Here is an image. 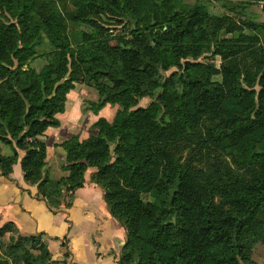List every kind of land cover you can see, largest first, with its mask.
I'll list each match as a JSON object with an SVG mask.
<instances>
[{
	"label": "trees",
	"instance_id": "obj_1",
	"mask_svg": "<svg viewBox=\"0 0 264 264\" xmlns=\"http://www.w3.org/2000/svg\"><path fill=\"white\" fill-rule=\"evenodd\" d=\"M218 1L214 14L192 0H0V167L2 144L24 150L25 180L58 204L42 138L60 125L76 75L97 84V107L118 109L94 122L96 134L61 143L59 181L73 195L96 168L91 179L126 228L122 264H257L264 20L249 7L264 0ZM208 52L221 64L199 59ZM14 230L0 227V264H66L39 235Z\"/></svg>",
	"mask_w": 264,
	"mask_h": 264
},
{
	"label": "crops",
	"instance_id": "obj_2",
	"mask_svg": "<svg viewBox=\"0 0 264 264\" xmlns=\"http://www.w3.org/2000/svg\"><path fill=\"white\" fill-rule=\"evenodd\" d=\"M70 110L67 106L66 112ZM62 118L60 125L47 130L46 165L50 176L47 186L51 192L63 194L60 202L50 203L36 184L25 180L22 167L25 151L18 149L17 155H12V150L2 144L7 154V171L0 167V227L12 223L13 234L39 235L53 259L66 264H122L126 228L112 214L104 189L92 181L94 169L87 170L84 185L76 188L73 195L65 193L58 179L66 172L60 166L64 151L55 145L70 135L68 119L65 115ZM11 233L6 234V240Z\"/></svg>",
	"mask_w": 264,
	"mask_h": 264
},
{
	"label": "rangeland",
	"instance_id": "obj_3",
	"mask_svg": "<svg viewBox=\"0 0 264 264\" xmlns=\"http://www.w3.org/2000/svg\"><path fill=\"white\" fill-rule=\"evenodd\" d=\"M192 2L196 5L199 6L200 8H208L210 11H212L214 14L220 13V11L223 10L221 8L220 3L218 0H192ZM37 1L35 2V4ZM251 10L257 12L258 14V19L259 20H264V6L259 3V2H254L251 4L249 7ZM114 32L118 31V28L113 29ZM200 60L204 61H215L218 65L221 64L222 62V57L218 54L215 57L211 54V52H208L204 55H201ZM36 67H38V64H41L40 60H36L33 63ZM169 72H167L168 74ZM220 78V75L217 76ZM73 87L67 94V101H66V107L71 108V110L66 112V107L63 112L58 113L59 119H63L62 117H66L68 119V126L69 128L67 129V133L70 135L67 136V138L63 139L62 141L56 143L55 147H60L64 151V157L61 160L60 166L62 168V164L65 162V156H66V151L62 147L61 143L68 139L72 134H78L80 136V139H85L87 138L90 134H96L98 130L93 127L94 122L99 118V117H105L109 121H111L118 109V105H111V104H106L102 108L97 107V102L99 100V90L97 84H87L82 80L81 75H76L75 78L73 79ZM152 101L151 97H144L140 100L138 106H147L149 103ZM64 114V115H63ZM62 115V116H61ZM60 119V123H61ZM50 127H55V126H50ZM49 129V128H48ZM47 129V130H48ZM46 133L44 137L42 138L43 140L46 141V144L48 142V136L49 134ZM95 131V132H93ZM51 137L53 134L49 132ZM22 150V149H21ZM190 151V150H189ZM188 151V153H189ZM187 153V150L185 151V154ZM187 153V154H188ZM47 156H48V149H47ZM200 159L204 160L203 165L200 163ZM207 159V161H206ZM214 157L212 156H206L205 159L202 157H199L197 162L198 165H201V168L204 170L207 169L208 165L213 162ZM199 165V166H200ZM94 170L96 168L91 167ZM93 170V171H94ZM66 174L68 173L66 170H64ZM92 171V172H93ZM91 172V174H92ZM65 174V175H66ZM63 175H60L62 177ZM60 177L58 178L60 180ZM61 183V182H60ZM142 197L145 199L150 197V192L149 191H143L140 193ZM249 255L251 259L256 262L257 264H264V243H256L250 250H249Z\"/></svg>",
	"mask_w": 264,
	"mask_h": 264
}]
</instances>
